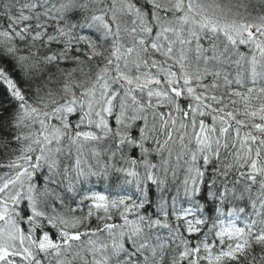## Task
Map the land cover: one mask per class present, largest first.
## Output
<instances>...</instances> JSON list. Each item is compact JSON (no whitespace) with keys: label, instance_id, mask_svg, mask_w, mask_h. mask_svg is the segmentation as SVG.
Instances as JSON below:
<instances>
[{"label":"snow or ice","instance_id":"1","mask_svg":"<svg viewBox=\"0 0 264 264\" xmlns=\"http://www.w3.org/2000/svg\"><path fill=\"white\" fill-rule=\"evenodd\" d=\"M0 264H264V0H0Z\"/></svg>","mask_w":264,"mask_h":264}]
</instances>
